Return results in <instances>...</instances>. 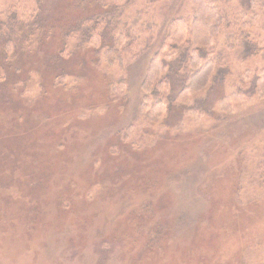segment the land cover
Segmentation results:
<instances>
[{
  "label": "rangeland",
  "instance_id": "374dc122",
  "mask_svg": "<svg viewBox=\"0 0 264 264\" xmlns=\"http://www.w3.org/2000/svg\"><path fill=\"white\" fill-rule=\"evenodd\" d=\"M79 1L0 0V264H264V0ZM95 14L149 48L109 67L69 39L57 71L63 33L33 24ZM183 19L215 37L218 79L152 124L141 83ZM120 76L125 97L110 92Z\"/></svg>",
  "mask_w": 264,
  "mask_h": 264
},
{
  "label": "trees",
  "instance_id": "16d2710c",
  "mask_svg": "<svg viewBox=\"0 0 264 264\" xmlns=\"http://www.w3.org/2000/svg\"><path fill=\"white\" fill-rule=\"evenodd\" d=\"M89 1L91 2L92 0ZM87 2L88 0L79 1L84 8L88 9L86 7ZM76 8H78V6ZM206 16L207 14H205L204 19L201 20V25L205 27L206 30H209L211 26ZM72 19L73 17L71 20ZM184 21L186 20H180L175 25L174 29L180 33L172 32L170 34L171 37L167 36V38H164L157 46L158 49L155 48V50L152 51L153 54L145 70L144 78L141 83L138 115L141 118L144 117L148 119L146 121L152 124L164 122L165 117L173 109L181 110L176 119L184 117L186 112L192 109L189 104L190 97L205 88L212 89L213 84L216 83L218 79L215 73L220 59L214 53L213 49L214 45H216L214 42L215 37H213V35H207L203 37L205 41H202L198 40V38L187 36L190 32V27H186ZM221 22V19L216 20L218 24H221ZM43 24L44 23L39 25L34 23V32L40 29L44 32H53L52 30L55 29L57 34L60 31V35L58 34L60 37H62L61 32L63 33V38H61V49L60 42H58L60 41L59 37L54 39V48L52 49L53 45L50 46L54 51L53 56H50V60L52 64L55 65L57 71L67 66L65 63L68 61L65 57L69 54L64 52L63 45L64 42H69V39L75 40L77 43L74 51L78 50L77 52L80 54L91 53V55H93L96 53L100 59L102 58V60L109 65V67L115 64L121 65L123 59L128 56L136 60L143 52L147 51L150 46L148 41L135 40L136 44L133 50V48L131 49V46H133V40L131 38L129 39L125 36L116 38L114 31L117 25L118 27L120 26L118 15L108 17L106 14H95L86 18H79L74 26L68 25L66 27L61 25V20H51L49 24ZM104 24L111 25V32L108 35L104 32ZM69 26H71V28L65 29ZM32 35L35 34H30L29 39L25 41H30L29 45L35 41V37H31ZM64 38L66 40H64ZM38 39L39 41L41 40L39 37ZM247 39L249 40L247 35L242 36L240 41L242 43L246 42L245 44H247ZM128 40L131 41V43ZM248 51L252 54L257 52V48L254 46ZM68 58L70 57L68 56ZM74 62L77 68V62H79V60L74 59ZM177 78L178 80H176ZM59 85L57 86L59 87ZM125 85V79L120 76L118 82L112 85L110 92L115 97H125L127 91ZM217 104L219 107L220 105L224 107V113L226 115L232 113L234 110L227 101L226 95L220 98ZM196 108L198 107L195 106L194 109ZM219 120L227 121L224 119V114L219 115ZM255 200L256 199H252L251 201L255 203ZM258 200L264 201V198ZM254 249H260V245H253V248L247 251H252Z\"/></svg>",
  "mask_w": 264,
  "mask_h": 264
}]
</instances>
